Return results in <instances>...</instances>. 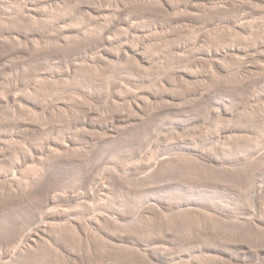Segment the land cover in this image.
<instances>
[{
    "label": "rangeland",
    "instance_id": "rangeland-1",
    "mask_svg": "<svg viewBox=\"0 0 264 264\" xmlns=\"http://www.w3.org/2000/svg\"><path fill=\"white\" fill-rule=\"evenodd\" d=\"M245 215L264 0H0L1 264H264Z\"/></svg>",
    "mask_w": 264,
    "mask_h": 264
},
{
    "label": "bare ground",
    "instance_id": "bare-ground-1",
    "mask_svg": "<svg viewBox=\"0 0 264 264\" xmlns=\"http://www.w3.org/2000/svg\"><path fill=\"white\" fill-rule=\"evenodd\" d=\"M105 15H106V13H104ZM107 16V15H106ZM107 37V36H106ZM113 38V37H112ZM106 44H108V45H112V43H114L113 42V40L111 39V36H109V38L107 37V39H105V41H104ZM126 47V46H125ZM125 49V48H124ZM123 49V50H124ZM235 48H231L230 47V49L229 50H231V51H233ZM112 51V50H111ZM125 51V50H124ZM128 51V50H127ZM127 51H126V53H127ZM129 51L131 52V54H133L134 56H138L139 58H140V60L143 62V63H148L149 62V57L148 56H145V54L143 53V51L141 50V49H139L138 47L137 48H131V49H129ZM128 51V53H130ZM142 51V52H141ZM225 51V50H224ZM235 51V50H234ZM230 52V51H229ZM112 53H113V51H112ZM119 53V52H118ZM121 53V52H120ZM122 53H124V52H122ZM228 53V52H227ZM233 53V52H232ZM236 53V52H235ZM108 54H110V55H113V54H111V52H109ZM125 54V53H124ZM222 54V52L221 51H219L218 49L214 52V55H216V56H220ZM228 54H230V53H228ZM119 55V54H118ZM223 55V54H222ZM219 110V109H218ZM217 110V111H218ZM135 119H128L127 120V122L129 123V122H133ZM127 123V124H128ZM222 136V134H220V137ZM67 145V144H66ZM64 146V145H63ZM66 147V146H65ZM57 155V154H56ZM62 155V154H61ZM62 157V156H61ZM64 157V156H63ZM22 193H24V191L22 192ZM21 193V194H22ZM23 195V194H22ZM25 195V194H24ZM249 209H250V207H249ZM251 214V213H250ZM99 217V216H98ZM98 217H96V218H98ZM260 217V218H259ZM259 217H257V216H248V217H246V215H245V217H241V218H243L242 219V221L244 220H248V221H250L252 224H253V222H254V224H259V225H263L264 224V219H261V216H259ZM99 220V219H98ZM98 220H96V221H98ZM243 221V222H244ZM246 222V221H245ZM248 223V222H247ZM256 224V225H257ZM43 230V229H42ZM26 231V230H25ZM44 231V230H43ZM30 232V231H29ZM28 232V233H29ZM33 233H35V232H33ZM37 233H38V231H37ZM24 236L26 235V234H23ZM31 234H29L28 236H29V238L32 236H30ZM38 235V234H37ZM27 237V236H26ZM26 237H24V238H26ZM32 238V237H31ZM22 239V238H21ZM28 240V239H27ZM37 240V239H36ZM34 242V241H33ZM18 247V246H17ZM152 247H149V249H151ZM14 249L15 248H13V251L12 252H14ZM17 249V248H16ZM16 249H15V252H16ZM18 249H20V248H18ZM145 249H148V248H145ZM21 250V249H20ZM17 251H19V250H17ZM21 252L22 253H24L23 252V250H21ZM223 253L222 254H226V255H228V256H231L230 258H232L233 256H234V254H232V251H231V253L226 249V250H223L222 251ZM20 253V252H19ZM14 254V253H13ZM17 254V253H16ZM237 258V256H234V258ZM6 262V261H5ZM4 262V264H8V261H7V263H5ZM10 262H12V261H10ZM14 263V262H13ZM1 264V263H0ZM9 264H12V263H9ZM15 264V263H14ZM18 264V263H17Z\"/></svg>",
    "mask_w": 264,
    "mask_h": 264
}]
</instances>
